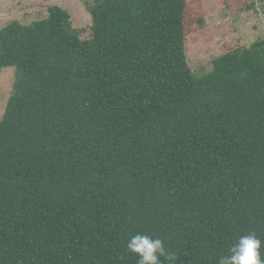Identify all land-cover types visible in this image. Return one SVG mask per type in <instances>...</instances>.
Segmentation results:
<instances>
[{"label":"trees","instance_id":"trees-1","mask_svg":"<svg viewBox=\"0 0 264 264\" xmlns=\"http://www.w3.org/2000/svg\"><path fill=\"white\" fill-rule=\"evenodd\" d=\"M86 8L88 40L58 6L0 30V264H137L136 234L218 264L254 233L264 258V39L197 76L185 0Z\"/></svg>","mask_w":264,"mask_h":264},{"label":"rangeland","instance_id":"rangeland-1","mask_svg":"<svg viewBox=\"0 0 264 264\" xmlns=\"http://www.w3.org/2000/svg\"><path fill=\"white\" fill-rule=\"evenodd\" d=\"M97 0H0V30L11 22L30 25L58 6L70 16L81 40L91 37L86 6ZM185 56L191 72L204 75L212 60L236 48H250L264 39V0H185ZM14 69L0 70V119L13 92Z\"/></svg>","mask_w":264,"mask_h":264},{"label":"clouds","instance_id":"clouds-1","mask_svg":"<svg viewBox=\"0 0 264 264\" xmlns=\"http://www.w3.org/2000/svg\"><path fill=\"white\" fill-rule=\"evenodd\" d=\"M262 241L254 233L241 236L229 249V254L221 256L218 264H264L261 253ZM127 249L138 254L137 264H176L178 256L168 252L164 242L150 235L136 234L127 242Z\"/></svg>","mask_w":264,"mask_h":264}]
</instances>
